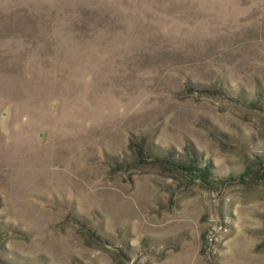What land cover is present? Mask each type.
<instances>
[{
  "label": "rangeland",
  "instance_id": "1",
  "mask_svg": "<svg viewBox=\"0 0 264 264\" xmlns=\"http://www.w3.org/2000/svg\"><path fill=\"white\" fill-rule=\"evenodd\" d=\"M0 264H264V0H0Z\"/></svg>",
  "mask_w": 264,
  "mask_h": 264
},
{
  "label": "trees",
  "instance_id": "2",
  "mask_svg": "<svg viewBox=\"0 0 264 264\" xmlns=\"http://www.w3.org/2000/svg\"><path fill=\"white\" fill-rule=\"evenodd\" d=\"M168 155H169V156L171 155V151H168Z\"/></svg>",
  "mask_w": 264,
  "mask_h": 264
}]
</instances>
